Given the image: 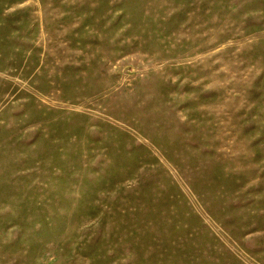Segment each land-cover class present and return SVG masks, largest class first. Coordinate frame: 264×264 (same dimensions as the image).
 Returning a JSON list of instances; mask_svg holds the SVG:
<instances>
[{
  "label": "rangeland",
  "instance_id": "374dc122",
  "mask_svg": "<svg viewBox=\"0 0 264 264\" xmlns=\"http://www.w3.org/2000/svg\"><path fill=\"white\" fill-rule=\"evenodd\" d=\"M0 264H264V0H0Z\"/></svg>",
  "mask_w": 264,
  "mask_h": 264
}]
</instances>
